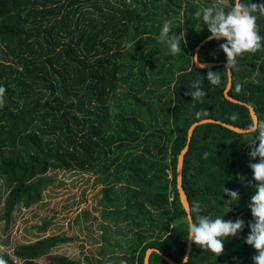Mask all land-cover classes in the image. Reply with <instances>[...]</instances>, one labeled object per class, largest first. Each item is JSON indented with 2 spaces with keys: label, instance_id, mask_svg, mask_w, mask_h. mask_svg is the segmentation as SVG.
Segmentation results:
<instances>
[{
  "label": "trees",
  "instance_id": "1",
  "mask_svg": "<svg viewBox=\"0 0 264 264\" xmlns=\"http://www.w3.org/2000/svg\"><path fill=\"white\" fill-rule=\"evenodd\" d=\"M213 2L0 0V86L6 88L0 107V178L7 187L0 195V221L5 226L16 205L27 208L40 201L53 184L49 172L79 171L101 185L97 254L102 264H142L148 248L182 262L187 216L176 189V164L187 131L202 119L242 129L251 122L244 104L223 95L225 67L200 69L191 59L210 35L195 13ZM232 3L222 5L227 11ZM253 15L264 37V9ZM165 21L177 35L186 33V44L176 56L157 39ZM221 43L223 39L206 42L199 61L226 62ZM237 61L228 95L253 107L257 119L264 120V47ZM208 70L219 72V86L207 82ZM201 79L206 95L194 103L185 93ZM232 114L237 119H230ZM254 138L213 123L194 128L181 179L189 207L199 202L201 215L242 218L245 228L225 238L218 257L192 243L184 264H253L257 253L243 241L252 220L247 205L255 191L248 186L253 176L248 165L260 160L248 155L247 143ZM223 187L239 191L231 211ZM50 223L43 220L37 231L44 232ZM68 240L39 237L14 247L11 254L0 252V264H39L43 257L49 264H75L64 256H48ZM148 264L168 263L152 252Z\"/></svg>",
  "mask_w": 264,
  "mask_h": 264
},
{
  "label": "clouds",
  "instance_id": "2",
  "mask_svg": "<svg viewBox=\"0 0 264 264\" xmlns=\"http://www.w3.org/2000/svg\"><path fill=\"white\" fill-rule=\"evenodd\" d=\"M259 9H264V4L251 3L250 0L249 3L233 0L231 8L226 11L221 0H214L212 4L195 13L197 18L202 17L204 25L208 28L210 33L207 37L208 40H224V43L219 44V49L226 55L225 70L236 67L237 58L243 54H254L264 47L262 44L264 37L259 35L257 17L253 15V12ZM157 39L159 43L168 46L171 55L176 56L182 52L181 44H186V33L181 31L177 35L171 22L165 21ZM191 59L193 64H197L200 58L196 54L191 56ZM206 79L213 86H219L222 82L218 71L208 70ZM201 82L202 79L193 81L192 90L185 93L192 98L191 101L194 103L201 102L206 95L201 88ZM240 88L241 86L237 84L236 90L240 91ZM5 93L6 88L0 86V107H3L5 103ZM230 119H237L236 114H232ZM244 135L245 137H255L247 143L251 146L248 155L251 159L259 157L260 160L258 163H249L248 165L253 173L252 180L248 181V186L254 188L255 191L250 196V202L247 205L252 220L247 224L249 232L243 242L252 246L257 253L251 257L253 264H264V120L253 118ZM223 193L228 197L224 202L228 211H231L232 206L240 200L239 191L223 187ZM201 212L203 209L199 202H193L188 208L187 240H190L201 250L218 257L224 253L225 238L235 237L242 232L245 228V221L239 217L235 221H225L223 216L213 218L210 214L201 215ZM121 264L124 262L122 261Z\"/></svg>",
  "mask_w": 264,
  "mask_h": 264
},
{
  "label": "rangeland",
  "instance_id": "3",
  "mask_svg": "<svg viewBox=\"0 0 264 264\" xmlns=\"http://www.w3.org/2000/svg\"><path fill=\"white\" fill-rule=\"evenodd\" d=\"M221 3L228 4V0ZM122 91L123 88L118 95ZM48 175L53 176V184L42 192L40 201L27 208L16 205L7 226L0 221V252L11 254L18 245L58 235L70 240L52 248L48 256H64L75 264L104 263L97 254L101 242L98 213L101 185L93 175L79 171H51ZM5 184L0 178V195L7 191ZM1 206L2 199L0 214ZM47 219L51 223L44 232H38L36 226ZM38 263L49 264L47 257Z\"/></svg>",
  "mask_w": 264,
  "mask_h": 264
},
{
  "label": "water",
  "instance_id": "4",
  "mask_svg": "<svg viewBox=\"0 0 264 264\" xmlns=\"http://www.w3.org/2000/svg\"><path fill=\"white\" fill-rule=\"evenodd\" d=\"M210 40L206 38H204L194 49V54L193 55H196L198 54L199 52V49L206 43ZM204 65L203 67H201L200 65ZM196 68H200V69H205V68H210V67H215V66H224L226 65V62H200L197 63V64H193ZM227 71V76H228V81H227V85H226V88L223 92V95L224 97L232 102V103H237V104H244V106H246V108L248 109L249 111V115L251 117V120L253 118H257L256 117V114H255V111L253 109V107H251L250 105L248 104H245V103H242L232 97H230L228 95V91L231 87V81H232V75H231V69L230 70H226ZM207 123H213V124H218L220 126H223L235 133H239V134H244L245 130L246 129H242V128H239V127H236L234 125H231V124H228V123H225V122H222V121H219V120H214V119H202L198 122H195L193 123L188 131H187V144L185 145V147L181 150V152L179 153L178 157H177V164H176V189H177V192H178V196H179V201L186 213V216H187V210L189 208V204H188V201H187V198H186V195H185V192H184V189L182 187V166H183V160H184V154L186 153V151L188 150L189 148V141L191 139V135H192V132L194 130L195 127L199 126V125H202V124H207ZM191 244L192 242L190 240H188L187 242V246H186V254H185V257H187L185 259L182 260V262L180 263H176L174 262L171 258H169L167 255H165L164 253H162L159 249L157 248H148L146 251H145V254H144V258H143V262L142 264H148L149 262V257L151 255L152 252H156L157 254H159L161 256V258L167 262L168 264H184L187 259H188V255L190 253V250H191Z\"/></svg>",
  "mask_w": 264,
  "mask_h": 264
}]
</instances>
